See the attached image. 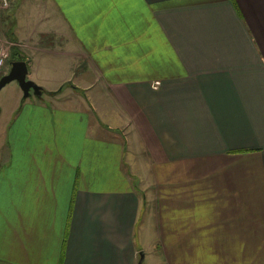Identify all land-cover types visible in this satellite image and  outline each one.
Here are the masks:
<instances>
[{"label": "crops", "instance_id": "obj_1", "mask_svg": "<svg viewBox=\"0 0 264 264\" xmlns=\"http://www.w3.org/2000/svg\"><path fill=\"white\" fill-rule=\"evenodd\" d=\"M20 1L0 49L92 101L0 132V264H264V0Z\"/></svg>", "mask_w": 264, "mask_h": 264}, {"label": "rangeland", "instance_id": "obj_2", "mask_svg": "<svg viewBox=\"0 0 264 264\" xmlns=\"http://www.w3.org/2000/svg\"><path fill=\"white\" fill-rule=\"evenodd\" d=\"M11 1V7L9 8V10H11V12L14 14V7L12 5V2L15 4V6H21V1L20 0H10ZM30 1V0H29ZM28 3V0L24 3V5H26ZM18 4V5H17ZM22 12V6L20 8V10H18V14ZM17 14V15H18ZM11 17V16H10ZM7 27V26H6ZM0 35L3 37L5 36L4 33H6V28L4 23H0ZM51 41V40H50ZM5 46V45H2ZM5 49V48H4ZM4 51H7V49H5ZM12 53L8 52V58L6 60L7 64L3 67V69L0 70V78L5 75L6 73H8L10 71L11 68V60H12ZM26 60V59H25ZM49 60V59H48ZM69 64L71 63V60H67V59H55L54 61H50V62H45L43 66L44 69V73L46 75H48V77L50 78V84L49 82L46 81V83L48 84L47 87H55V85H52L53 83H55L56 81H61L65 76H67V72L69 71ZM73 76H71L70 78H72ZM28 79H32L35 82H38L39 84L42 85L41 81L36 77V76H30V70H29V75L27 77ZM67 82V83H66ZM65 83V87L67 88L66 90H60V88H51V91H47L43 89V92L41 93H35L34 89L30 90V95L25 97V90L22 88V86L20 85L18 80H13L9 83H7L1 90H0V132L1 131H6L7 130V126L6 124L10 123V119L13 117V115H15V111L16 109H18L20 107V104L22 103V101H34L37 100V102L41 103V104H49V102H51V100L55 103V102H62L64 101H74L79 103L80 105H84V106H88L89 104L91 105V101H92V95L89 91H78L79 87H78V82L74 84L73 81L67 80ZM160 82H158L159 85ZM53 90V91H52ZM60 90V91H59ZM64 93V94H63ZM57 97H62L61 101L57 100ZM103 101V100H102ZM59 105V103H56V106ZM31 111V110H30ZM30 111H25L24 115H30ZM129 147V146H127ZM139 160V157L137 158ZM146 160V159H145ZM144 163V161H142ZM147 165V161L146 164ZM136 180V185L139 188L140 186H142V181L140 179H135ZM150 182V181H149ZM148 182V183H149ZM147 184V182H145ZM151 184V183H150ZM153 184V183H152ZM151 185L148 186V191L150 192L149 194V203L152 206L151 211L148 213L147 215V219L149 221H151L152 223L155 222V218L154 216L156 215L155 212H152V210H154V206H156L157 208V203H156V191L154 189V187ZM144 188V186H142V189ZM149 207V205H147V208ZM159 210V206L157 208ZM146 213L144 214V217L146 216ZM144 221V219H143ZM158 222H160V219H158ZM147 228L150 229L149 224L146 225ZM157 233L156 238L158 239L159 237H161V235L158 232ZM164 237V234H163ZM152 254H160L158 251L154 250L152 252ZM152 254H149L148 257L145 259V264H159L161 261L160 259H158V257L153 256ZM160 256H162V254H160Z\"/></svg>", "mask_w": 264, "mask_h": 264}, {"label": "water", "instance_id": "obj_3", "mask_svg": "<svg viewBox=\"0 0 264 264\" xmlns=\"http://www.w3.org/2000/svg\"><path fill=\"white\" fill-rule=\"evenodd\" d=\"M29 62L27 60L18 59L11 62V68L8 73L3 75L0 78V90L9 82L13 80H18L22 88L25 90V97L30 95V90L34 89L35 93H41L43 92V87L40 86L37 82L34 80L28 79L29 75ZM144 252H142V259L139 264H143L144 260Z\"/></svg>", "mask_w": 264, "mask_h": 264}, {"label": "built area", "instance_id": "obj_4", "mask_svg": "<svg viewBox=\"0 0 264 264\" xmlns=\"http://www.w3.org/2000/svg\"><path fill=\"white\" fill-rule=\"evenodd\" d=\"M11 7L10 0H0V9H9ZM5 49H0V70L7 64L6 60L8 58V51H4ZM158 86V84H157Z\"/></svg>", "mask_w": 264, "mask_h": 264}, {"label": "trees", "instance_id": "obj_5", "mask_svg": "<svg viewBox=\"0 0 264 264\" xmlns=\"http://www.w3.org/2000/svg\"><path fill=\"white\" fill-rule=\"evenodd\" d=\"M11 17L12 18L14 17V14L13 13L11 14ZM9 36H10V38L14 39V33H13V31L10 32ZM11 51H12L11 52L12 53V56H11L12 57V60H11V62L14 61V60H18V59H23V60L26 59L25 56L19 55L20 51H19V48L17 46H13Z\"/></svg>", "mask_w": 264, "mask_h": 264}]
</instances>
